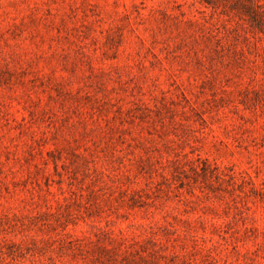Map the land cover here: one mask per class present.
I'll return each instance as SVG.
<instances>
[{
  "label": "rangeland",
  "instance_id": "374dc122",
  "mask_svg": "<svg viewBox=\"0 0 264 264\" xmlns=\"http://www.w3.org/2000/svg\"><path fill=\"white\" fill-rule=\"evenodd\" d=\"M0 264H264V0H0Z\"/></svg>",
  "mask_w": 264,
  "mask_h": 264
}]
</instances>
